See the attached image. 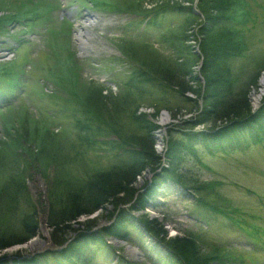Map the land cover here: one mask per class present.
I'll use <instances>...</instances> for the list:
<instances>
[{"label": "rangeland", "instance_id": "1", "mask_svg": "<svg viewBox=\"0 0 264 264\" xmlns=\"http://www.w3.org/2000/svg\"><path fill=\"white\" fill-rule=\"evenodd\" d=\"M93 2L102 9L101 15L96 13L102 23L93 29L88 51L98 57L104 82L109 83H90L79 73L66 70L52 95H58L69 116L55 133L40 116L23 109L7 112L0 120V245L29 237L30 245L41 241L48 245L47 239L52 244L39 251H30L25 244L11 246L0 252V262L5 264L56 250L54 225L62 230L80 224L83 230L77 237L86 234V238L94 224H104L103 230L108 231L136 215L128 206L145 186L148 171L160 164L163 148L156 137L165 132L160 127L162 114L170 120L163 143L169 148L183 142L172 128L177 129L183 120L201 119V111L213 110L212 104L220 106L219 111L237 113L250 110L253 99H260L258 105L264 100V0H201L202 6H197L203 19L189 14L186 19L180 17V22L168 26L156 42L146 46L110 38L107 25L126 15H143L157 5L194 4L195 0ZM24 6L21 0H0V20L15 17ZM217 17L219 23H212L210 19ZM255 150L216 153L211 158L204 155L199 162L203 171L189 163L186 154L177 159L193 171L178 174L192 185L213 187L218 182L210 197H205L228 212L236 224L216 216L212 229H200V224L186 217L193 211L194 201L188 197L178 201L167 192L159 199L166 203H158L156 198L153 206L136 209V213L157 224L165 243L177 241L204 264H264V253L255 255L239 240L241 230L260 232L257 237L264 238V142L258 153ZM133 152L144 155L137 157ZM170 157L171 165L179 164ZM138 172L142 175L134 179ZM123 207L125 214L117 220L116 213ZM128 230L135 241L123 244L124 250L144 245L152 260L165 264L168 254L143 238L138 243L137 233ZM96 248L84 253L82 260L90 258L93 264L117 260L116 252L108 255ZM124 250L119 251L121 256H127ZM45 260L46 264L63 261L55 255L37 263ZM131 261L153 264L148 255Z\"/></svg>", "mask_w": 264, "mask_h": 264}, {"label": "trees", "instance_id": "2", "mask_svg": "<svg viewBox=\"0 0 264 264\" xmlns=\"http://www.w3.org/2000/svg\"><path fill=\"white\" fill-rule=\"evenodd\" d=\"M217 20H219V19H216L215 21H217ZM212 107H214L213 110L206 111L205 113L202 114L203 120L201 119V122H207L208 123L209 121H212V120L216 121V120L222 119L224 117H226L227 119H230V117H235V116L238 117L239 115H242V113L248 112V109H249V108H247V109L244 108V109H242L241 112H237V113H236L235 110L232 109L231 112L229 110L228 113H225L224 110H226V109H224V108H223L224 110L222 109L221 111L218 112V108H219L218 105L212 104ZM263 129H264V127H263ZM254 135L258 136L256 132L254 133ZM258 139H260V136H258ZM258 139H257V142L259 141ZM225 149L226 148L220 149L218 151L217 150L210 151V152H208V156L213 157V154H215V152L225 151ZM173 154L176 155V153H173ZM190 157L193 158L192 156H190ZM195 159L197 160V157ZM197 162H198V160H197ZM201 164L202 163H200V166H201ZM141 175H142V173L138 172V173L134 174L133 178L136 179L137 177H139ZM134 179H132V181ZM217 185H218V182H215V186H217ZM215 186L213 185V187H208V186H204L203 187V186L196 185V186H193L192 189L198 193L197 202L199 203L198 205H199V207L201 209H208L209 208L208 210L209 211L211 210L212 213H216V212L223 213V211H221L217 207L213 206L212 203H210L209 200H207L208 198L205 197V196H209L210 195V193H211L210 190L213 191ZM83 214H85V213H83ZM85 215H89V213H87ZM53 227H55V232L53 233L52 239L55 241L54 243L56 245L60 246V245L63 244L64 241H66V239H64L65 236H66L65 233L68 232V231H71L72 228L63 227L62 230H60L58 228V226L54 225ZM66 229H68V230H66ZM116 229H119L118 225H114V229H111V230H108V231L104 230L105 232L101 233L100 235L103 236V237L106 236V235L107 236L114 235V233L116 232ZM31 239H32V237L25 238V239L22 238L20 241L12 240L13 243H11L10 245H6V246H4L3 243H1L0 252H1V250H6V249L10 248L13 245L18 246V245H21V244H24V243L27 244V243H29L31 241ZM95 240H93L92 245L98 244V241L101 240V239H99L98 241H95ZM170 246L176 252V254H179L181 256L180 259H181V261L184 264H204L200 260L195 259L196 257H194V255H192L189 252H186V250L183 248L184 246H182V244L180 245L179 243H177V241L170 242ZM87 249H89V248H87ZM84 251H85V249L81 250V249L76 248V247L72 248V246H71L69 248V250L68 251L67 250L64 251L60 255V257L62 259L67 260V263L71 264L72 262H74L75 259L73 257L75 256L77 262L79 263V262H81V260L75 254L79 255V254H82ZM83 264H85V262Z\"/></svg>", "mask_w": 264, "mask_h": 264}, {"label": "bare ground", "instance_id": "3", "mask_svg": "<svg viewBox=\"0 0 264 264\" xmlns=\"http://www.w3.org/2000/svg\"><path fill=\"white\" fill-rule=\"evenodd\" d=\"M94 25H96L95 23L93 24V26ZM98 25V24H97ZM92 25H90L89 27L90 28H92L93 27ZM91 30V29H90ZM89 30V32L87 31V33H88V36H89V34H91V32L92 31H90ZM89 43H88V41L87 42H84V43H82V45H81V47L82 48H85L84 50H86L87 49V45H88ZM86 45V46H85ZM262 84L261 85H263L264 86V77H263V79H262ZM171 119V118H170ZM167 123H169V118H168V116L167 115H163V117H162V119H161V125L163 126V127H165L166 125H167ZM167 127V126H166ZM163 136L161 137V138H159L158 140L163 144L164 142H165V140H164V134H162ZM164 140V141H163ZM47 235V234H46ZM45 237H47V236H45ZM45 242H46V240H45ZM33 244V243H32ZM31 246H34L35 248L36 247H40V248H43V247H50V245H45V243H39V244H33V245H31ZM51 248V247H50ZM30 249V248H29ZM32 249V248H31ZM128 253H129V255L130 256H132V257H136V253H134V251H130V250H128Z\"/></svg>", "mask_w": 264, "mask_h": 264}]
</instances>
